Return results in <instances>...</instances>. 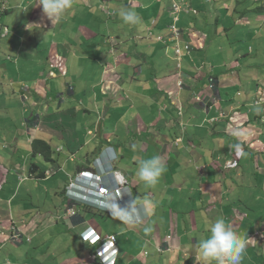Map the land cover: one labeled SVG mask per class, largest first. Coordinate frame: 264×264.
I'll list each match as a JSON object with an SVG mask.
<instances>
[{
    "label": "crops",
    "instance_id": "crops-1",
    "mask_svg": "<svg viewBox=\"0 0 264 264\" xmlns=\"http://www.w3.org/2000/svg\"><path fill=\"white\" fill-rule=\"evenodd\" d=\"M126 6L139 25L123 23ZM254 39L264 43V0H73L55 26L38 0H0V264H197L218 217L248 237L242 264H264ZM103 151L130 190L133 220L120 205L67 194ZM154 155L167 170L146 187L138 161Z\"/></svg>",
    "mask_w": 264,
    "mask_h": 264
},
{
    "label": "clouds",
    "instance_id": "clouds-1",
    "mask_svg": "<svg viewBox=\"0 0 264 264\" xmlns=\"http://www.w3.org/2000/svg\"><path fill=\"white\" fill-rule=\"evenodd\" d=\"M38 2L42 6L44 15L54 26L64 22L70 10L73 8V0H38ZM118 14L125 24L136 26L141 23V18L138 13L130 7L126 6L121 8ZM36 26L37 28L39 27V25ZM254 111L259 114L264 111V107L257 104L254 106ZM236 147L239 149L240 145L237 144ZM110 149L112 148L110 147ZM110 162L112 163L111 165ZM114 163V158L107 156L106 152L103 151L100 157L96 159L94 167L85 169V171H93L98 176H103V180L99 182V185L102 184L108 187L107 182H113L115 179L117 181L116 184L124 186L115 175ZM103 168L106 169L107 175L104 174ZM166 170L162 158L154 155L151 158L140 159L138 161L136 175L138 180L146 187H154L159 183ZM75 191L82 194L84 190L77 188ZM98 197L95 195L93 199L88 201L80 200L78 196L73 198L103 210H108L106 208L111 210V206H116L114 202L107 199L101 203L98 201ZM207 231V237L199 240L196 244L194 254L197 264H242L249 240L248 237L245 238L239 235L234 230L233 225L228 223L223 217H218L214 222L208 224Z\"/></svg>",
    "mask_w": 264,
    "mask_h": 264
},
{
    "label": "built area",
    "instance_id": "built-area-1",
    "mask_svg": "<svg viewBox=\"0 0 264 264\" xmlns=\"http://www.w3.org/2000/svg\"><path fill=\"white\" fill-rule=\"evenodd\" d=\"M175 10L176 11H180V7H178L177 5H175ZM5 33H8V31L6 30ZM180 52V50H179ZM181 84V82H179ZM211 87L214 88L215 84H214V78H211ZM214 101H216V99H214ZM225 116L224 112L220 113V117ZM218 118H212V121L217 120ZM102 163V162H101ZM112 163L110 162V165ZM103 172L104 174H106V169L103 168ZM107 175V174H106ZM103 180V176H98L95 172L93 171H88V170H84L81 173H79L76 177L75 180H73V182L67 186L68 189V194L71 197H75L78 196L80 197V200L83 201H88L93 199V197L95 195L99 196L97 199L98 201H100L101 203L105 201V199L110 200L112 202L115 203V205H120L123 209L120 210L122 211V213L124 214V216L128 217L130 220L135 219L134 217V211L136 210L134 203H132V198H130L131 196H129V190L127 189V187L125 186H120L118 184H116V180L113 182H107V186L100 184L99 182H102ZM108 181V180H107ZM77 188H80L83 191V193L81 194L78 191H75ZM107 197V198H105ZM132 200V201H131ZM111 210H114V207L111 206ZM68 212L73 215L76 213V211L74 210V208H70L68 210ZM14 239H19L18 235L14 236ZM105 246L107 247V249L111 250L112 253H114L115 250H117V237L116 235H112L106 242H105ZM99 254L101 255V257H103L104 253L103 251L100 249ZM111 254V253H110ZM109 256H107V258H104V261L106 262V260L108 259Z\"/></svg>",
    "mask_w": 264,
    "mask_h": 264
},
{
    "label": "rangeland",
    "instance_id": "rangeland-1",
    "mask_svg": "<svg viewBox=\"0 0 264 264\" xmlns=\"http://www.w3.org/2000/svg\"><path fill=\"white\" fill-rule=\"evenodd\" d=\"M214 36H215V30H214ZM252 46H254V48H255V54H254V56H256L257 57V55L256 54H262L263 53V55H262V57L264 58V43H260L259 44V41H257V40H253V43H252ZM211 78H214V77H211ZM210 82H211V79H210ZM214 84H215V79H214ZM226 113V112H225ZM225 116H226V114H225ZM224 117V116H223ZM218 120V119H217ZM217 120H215V121H212V119H211V121L212 122H216ZM67 122H69V120L67 121ZM63 166H64V164H62ZM58 174V171H56L55 173H54V176H56ZM34 217V216H33ZM32 218V216H30L29 217V219H31ZM35 246H38V238H36L35 239V241H34V243H29V244H27L26 245V247H28V248H33V247H35ZM102 247V246H101ZM27 255H28V253H27V251H26V248H23V256L24 257H27ZM18 257H21V254L19 253L18 255H17ZM37 263V260H34V258H32L31 259V264H36Z\"/></svg>",
    "mask_w": 264,
    "mask_h": 264
},
{
    "label": "trees",
    "instance_id": "trees-1",
    "mask_svg": "<svg viewBox=\"0 0 264 264\" xmlns=\"http://www.w3.org/2000/svg\"><path fill=\"white\" fill-rule=\"evenodd\" d=\"M33 147H34V150H36V151H40V147H42L41 148V151L45 154L44 156L48 160H51L52 159V156H51V154H52L51 148L45 142L40 141V140H37V141L34 142V146ZM35 167H36V164L33 165V168H32L33 172H36L34 170ZM45 174L46 173L44 171H42V172L39 173V177H43V176H45Z\"/></svg>",
    "mask_w": 264,
    "mask_h": 264
}]
</instances>
